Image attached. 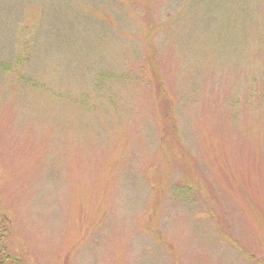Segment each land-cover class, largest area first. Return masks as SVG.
<instances>
[{
  "label": "rangeland",
  "instance_id": "rangeland-1",
  "mask_svg": "<svg viewBox=\"0 0 264 264\" xmlns=\"http://www.w3.org/2000/svg\"><path fill=\"white\" fill-rule=\"evenodd\" d=\"M0 216L22 264H264V0H0Z\"/></svg>",
  "mask_w": 264,
  "mask_h": 264
},
{
  "label": "trees",
  "instance_id": "trees-1",
  "mask_svg": "<svg viewBox=\"0 0 264 264\" xmlns=\"http://www.w3.org/2000/svg\"><path fill=\"white\" fill-rule=\"evenodd\" d=\"M8 221L0 216V264H22L13 254L8 251L5 237L8 233Z\"/></svg>",
  "mask_w": 264,
  "mask_h": 264
}]
</instances>
